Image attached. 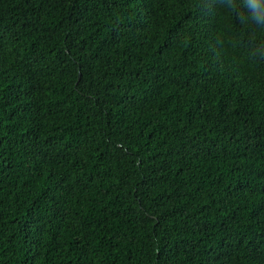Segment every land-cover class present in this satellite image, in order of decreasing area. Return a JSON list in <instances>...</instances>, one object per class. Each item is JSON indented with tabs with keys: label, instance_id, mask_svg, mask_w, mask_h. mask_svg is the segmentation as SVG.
I'll return each mask as SVG.
<instances>
[{
	"label": "trees",
	"instance_id": "16d2710c",
	"mask_svg": "<svg viewBox=\"0 0 264 264\" xmlns=\"http://www.w3.org/2000/svg\"><path fill=\"white\" fill-rule=\"evenodd\" d=\"M230 6L0 0V264H264V28Z\"/></svg>",
	"mask_w": 264,
	"mask_h": 264
},
{
	"label": "clouds",
	"instance_id": "9594fccd",
	"mask_svg": "<svg viewBox=\"0 0 264 264\" xmlns=\"http://www.w3.org/2000/svg\"><path fill=\"white\" fill-rule=\"evenodd\" d=\"M224 0H220L223 4ZM244 12H238V20L242 24H255L260 28H264V0H242ZM230 7L226 9H235L236 0H230ZM264 48V44L259 46ZM255 54V53H254Z\"/></svg>",
	"mask_w": 264,
	"mask_h": 264
}]
</instances>
